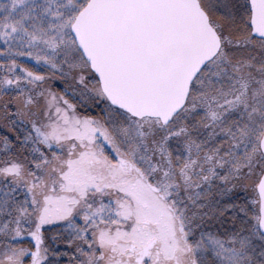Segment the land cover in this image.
I'll list each match as a JSON object with an SVG mask.
<instances>
[{"label":"snow or ice","instance_id":"1","mask_svg":"<svg viewBox=\"0 0 264 264\" xmlns=\"http://www.w3.org/2000/svg\"><path fill=\"white\" fill-rule=\"evenodd\" d=\"M0 264H264V0H0Z\"/></svg>","mask_w":264,"mask_h":264}]
</instances>
